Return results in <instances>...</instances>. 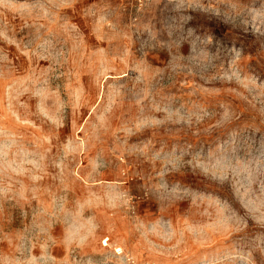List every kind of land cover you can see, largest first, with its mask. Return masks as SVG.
I'll return each mask as SVG.
<instances>
[{
    "label": "rangeland",
    "instance_id": "obj_1",
    "mask_svg": "<svg viewBox=\"0 0 264 264\" xmlns=\"http://www.w3.org/2000/svg\"><path fill=\"white\" fill-rule=\"evenodd\" d=\"M0 264H264V0H0Z\"/></svg>",
    "mask_w": 264,
    "mask_h": 264
},
{
    "label": "bare ground",
    "instance_id": "obj_2",
    "mask_svg": "<svg viewBox=\"0 0 264 264\" xmlns=\"http://www.w3.org/2000/svg\"><path fill=\"white\" fill-rule=\"evenodd\" d=\"M119 250V249H118Z\"/></svg>",
    "mask_w": 264,
    "mask_h": 264
}]
</instances>
